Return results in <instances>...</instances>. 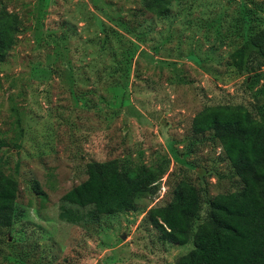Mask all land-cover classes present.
<instances>
[{"label": "rangeland", "instance_id": "374dc122", "mask_svg": "<svg viewBox=\"0 0 264 264\" xmlns=\"http://www.w3.org/2000/svg\"><path fill=\"white\" fill-rule=\"evenodd\" d=\"M243 5L264 20V0H184L162 17L140 0H0L18 30L0 63V164L19 190L0 264H178L194 250L162 242L150 211L190 181L204 205L197 228L208 201L244 187L203 126L216 106L254 112L264 88L261 77L248 90L234 67ZM111 160L165 169L157 193L128 213L62 220L87 166Z\"/></svg>", "mask_w": 264, "mask_h": 264}, {"label": "trees", "instance_id": "16d2710c", "mask_svg": "<svg viewBox=\"0 0 264 264\" xmlns=\"http://www.w3.org/2000/svg\"><path fill=\"white\" fill-rule=\"evenodd\" d=\"M140 1L144 11L161 17L170 14L173 4L184 2ZM257 8L260 10L257 6L251 11L243 5L242 15L235 20L236 30L242 29L239 37L243 43L233 53L234 67L251 78L245 82L250 91L264 77L259 73L264 68V20L257 17ZM208 27L213 28V24ZM17 33V19L1 14L0 63L13 47ZM255 95L258 105L254 112L243 106L221 105L210 109L203 121L212 140L222 145L244 187L208 201V211L197 228L204 205L190 181L177 186L171 203L150 211V222L162 242L186 245L193 240L194 250L178 264H264V88ZM5 146L0 139V151ZM87 174L88 179L63 199L60 218L68 223L77 224L87 216L100 219L134 211L138 200L157 193L165 169L130 167L111 160L90 163ZM18 191V182L0 164V230L14 226ZM84 210L88 213H81Z\"/></svg>", "mask_w": 264, "mask_h": 264}]
</instances>
